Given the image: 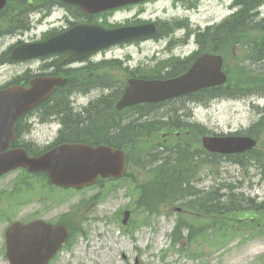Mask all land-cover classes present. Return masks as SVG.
I'll use <instances>...</instances> for the list:
<instances>
[{"label": "rangeland", "instance_id": "1", "mask_svg": "<svg viewBox=\"0 0 264 264\" xmlns=\"http://www.w3.org/2000/svg\"><path fill=\"white\" fill-rule=\"evenodd\" d=\"M15 3H12L10 7ZM230 4V2L221 0H202L197 3L196 8L204 11L203 17L193 16L191 21L199 22L201 20L203 23L219 21L232 12ZM33 5H27V9L32 8ZM163 7H171L173 10V6L165 2L161 5L150 4L146 11L140 14L143 20H154L158 16L160 18L158 21L166 23V29L162 28L163 37L143 45L118 47L97 56V60H102L104 63L115 60L120 63L109 64L103 73L114 78L117 83L124 81L128 76V72L123 73L124 69L136 77H148V75L157 73V68L160 66L167 67L173 63L178 65L180 61L185 60L183 58L194 52L196 47L193 39L189 41L188 46L182 45L184 42L182 35L188 32L187 29H182L176 35L180 39L179 41L165 34L169 27L174 28L179 24V21L164 20L171 19V15H162ZM22 8L21 4V10ZM196 8L192 7L191 10ZM132 14V11L126 12L116 15L114 18L110 17L107 21H129ZM23 15L25 16V14ZM30 18L31 30L21 31V38L28 41H31V38L47 37L50 35L48 33L54 30L53 28L60 31L68 24V21L64 19L57 22V15H50L46 18L42 15H33ZM19 23L21 26L24 24L22 15L21 19L1 17L0 55L14 42L6 34L11 33L12 37L19 35ZM180 25L182 26L183 22ZM256 36L258 35H251V37L244 35V40L249 42L255 40ZM171 38V43H174L171 51L162 55L163 60L158 66L154 64L147 66L151 64L147 59L155 50L167 46ZM207 48H210L209 45ZM127 57L129 60L126 61ZM53 60L55 59L50 62ZM229 69V76L232 78L234 69L232 66ZM49 71H56V69L51 68L44 61L24 63L21 66L6 64L0 69V87L18 81L20 74L22 78L29 74ZM98 96L97 92L89 95H77L76 100L81 107H86ZM109 97L108 94L106 98ZM252 103L262 108L264 107V98L244 99L243 97V99L237 100L225 98L212 101L207 105L202 103L189 105V112L192 113V116L188 118L173 117L171 122L179 120L192 123L194 128L188 131L192 136L195 135V132L200 131H204L206 135L236 133L247 129L258 119L251 107ZM178 105H184V102H178ZM45 108H58V106L50 104ZM169 109V107L158 108L155 109L154 114L161 119L165 118L164 122H168L166 111ZM125 114L131 115V112L127 111ZM123 123L127 125L130 121ZM56 132V129L48 130L47 127L37 125L31 129L30 136L34 142L45 146L54 140ZM176 132L177 129L163 126V131L159 136L134 147V151H130L128 178L121 183L105 184L102 189L64 192L50 186L41 177L24 179L21 176V182L14 191L17 192L18 199L21 200V221L29 222L33 219H41L51 222V220L70 213L78 223L79 229L84 232L74 240L71 248L64 251L54 264H264V213L254 214L257 203L262 202L264 198V182L259 181V177L254 172L248 171L249 174H247L245 168L239 169L235 165L227 163L230 161H225L217 170L219 175H190L194 177V185L201 190H211L216 188L215 185L221 187V185L235 184L233 187L235 190L229 196L234 204L233 209L241 206L245 210L240 213L221 215L216 224L213 223L214 218L212 217L199 218L195 212L194 214L185 213V207L180 201L173 206L162 208L158 207L156 202L146 207L147 202L140 200L138 188L154 182L159 177L156 168L151 167L152 164L149 160L156 155L157 149L164 147V144L170 148L178 140L177 137H164L165 134ZM180 139L187 138L182 135ZM263 143L258 144L259 149L263 148ZM147 153L152 157L145 156ZM260 158L263 160L261 153ZM18 178V176L9 177L8 180L2 182L0 187L12 193ZM197 182L200 183L197 184ZM240 192L246 195L245 197H249L245 199L246 201L254 198L253 209L250 210L251 212L247 211L251 214L246 212L250 207L246 208V206H242L243 203L239 204L243 202ZM225 193L224 190L220 191L221 195ZM97 194L103 195V198L91 201ZM180 208L183 209L182 212L177 211ZM127 210L130 211V215L127 223L123 225V213ZM18 214L19 210L14 213L9 212L8 218L0 217V264H8L3 256V234L9 222L13 221V218ZM248 219L252 220L248 221ZM179 221H182L184 226L182 232L179 230L183 241L180 245L171 244L168 235L179 224ZM201 223H205V226H202Z\"/></svg>", "mask_w": 264, "mask_h": 264}, {"label": "water", "instance_id": "2", "mask_svg": "<svg viewBox=\"0 0 264 264\" xmlns=\"http://www.w3.org/2000/svg\"><path fill=\"white\" fill-rule=\"evenodd\" d=\"M61 1L77 5L82 11L93 14L139 0ZM142 31L141 28L104 31L97 26H77L45 43L21 45L12 52V59L26 60L63 53L67 56L65 61L80 60L122 38L141 36ZM221 69L220 57L204 56L186 74L173 80H131L116 109L121 110L144 102H161L204 88L223 85L226 76ZM63 83L58 78H41L33 80L28 88L12 87L0 90V174L18 166L31 172L44 171L54 185L64 188L90 186L98 177L121 178L126 171V157L123 152L107 147L67 144L39 158L31 159L22 150L4 153L12 138V127L16 118L46 100ZM202 143L205 149L222 154L244 152L256 144L250 138H204ZM65 238L66 232L61 227L43 222L26 226L17 224L7 234L9 264H47Z\"/></svg>", "mask_w": 264, "mask_h": 264}, {"label": "trees", "instance_id": "3", "mask_svg": "<svg viewBox=\"0 0 264 264\" xmlns=\"http://www.w3.org/2000/svg\"><path fill=\"white\" fill-rule=\"evenodd\" d=\"M247 1V0H246ZM264 2V0H249V7L250 9L252 3L251 2ZM56 4L57 0H47L45 4ZM248 9L246 8L244 11L245 13L248 12ZM233 28L234 32H236L239 28L243 29L244 23L241 21L239 22L238 20L236 22H233ZM232 43L237 46H240L239 43V38L244 39V35L239 34V33H234L232 36ZM251 37V35H249ZM255 40L249 41V46H243L242 52H241V58H236L234 65H233V76L232 78L228 76V82L225 86L223 87H218L214 89H210L205 91L204 93H199L196 95H191L188 96L190 100H198L200 96H202V99H205L204 101L208 102L214 98H232V99H242L245 96H252V95H263L264 94V72L250 75L253 71H255L253 68L248 67L246 64V60H257V61H264V36L262 37H254ZM245 41V40H244ZM262 41V42H261ZM260 57V58H257ZM235 76V77H234ZM74 82L76 83L75 85L84 82L86 83V90L88 91L89 89H92L94 87L93 83L91 80L94 78L92 75L89 76V78L84 75V74H79L74 76ZM72 80H69L64 88H67ZM108 81V80H106ZM123 87L124 85L120 86L117 91L112 95L113 99L116 101L119 96L123 92ZM62 90V89H61ZM72 89L69 90L71 92ZM54 98V96H53ZM110 105H106L107 109L104 110L105 115L104 116H98L95 118L93 121L91 120V125L93 124H98L101 122H109V115L113 114V103H109ZM156 106H141L138 107L139 110H141L140 113H148L150 110H152ZM111 122V120H110ZM149 123V122H147ZM259 124L264 125V115L258 122ZM160 124V123H155L153 125ZM259 124H257L259 126ZM147 124H137L136 126L131 125L132 127H122L120 128V136H121V141L116 142L115 139H117V135H119V132L117 130H107L104 134V143L107 144L109 147H113L115 149H123L125 150L129 158L131 157L130 151L132 152V149L134 151V147H138L141 143L143 142H148L152 136H149L151 133L152 135L154 133L158 134L160 128L155 127L151 129H147L145 126ZM150 126V124H149ZM177 129H183L186 131L188 125L187 124H177L176 125ZM159 128V129H158ZM162 128V127H161ZM263 132V130H261ZM262 132H257V133H252L250 132V135L253 134L255 136H260ZM202 134L203 131H201ZM116 135V136H115ZM186 146V148L189 149H196L197 146L190 147ZM186 149V150H187ZM172 156L175 157V161L173 162L172 160L169 161V169H166L165 164H161L160 166L157 167V172L160 174V177L158 178V182L151 186L149 185V188H141L142 195L146 194V197L149 196V199L155 200L157 199V204L158 207L163 206L165 203L172 204L176 201H184L182 204L186 209H188L191 212H195L197 215L200 217H212L218 220V217L224 214H231V213H240L243 212L245 209H243L241 206H239L236 209L234 208V204H229L228 200L226 202H222L223 196L218 194L215 191L212 192H204L201 190H196L193 185L194 182V177L190 175H164V171L169 170L171 172H179L182 170V165L180 163L185 164L184 169L186 168L187 170L191 171L193 168H195V163L194 159L192 158L193 156H189L187 152L182 150L179 151H172ZM184 155H181V154ZM178 156L179 159L177 158ZM185 157L186 160L183 161L180 158ZM249 164L252 166L254 165L256 168L260 169L261 171L264 172V168H262V165L264 166V163L260 161V159L253 155L249 154ZM264 176V175H263ZM264 178V177H263ZM168 198L171 200L169 201ZM243 202H240L239 204L241 205L242 203L246 206V208H249L248 210H252L253 206L255 205L252 200H245L244 198L242 199ZM255 213H264V202L261 204L256 205V210H254ZM179 226L175 232V235L179 236L178 241L181 239L180 237V232H179ZM174 240H176L174 238ZM177 241V242H178Z\"/></svg>", "mask_w": 264, "mask_h": 264}, {"label": "flooded vegetation", "instance_id": "4", "mask_svg": "<svg viewBox=\"0 0 264 264\" xmlns=\"http://www.w3.org/2000/svg\"><path fill=\"white\" fill-rule=\"evenodd\" d=\"M202 0H146L143 1L141 5H136L134 6V16L130 19V22L128 21H123L121 22L120 25H118L117 27H132V26H139V25H145L150 23L151 21H143L141 16L139 15V8L141 6H143V8H145L147 5L153 4V5H161V4H165V2L170 3L173 8L175 9L176 6L178 5L181 9H189L191 10L192 7L196 8L195 6H197V3H200ZM222 2L225 0H221ZM237 1V0H236ZM231 2H233V0H231ZM244 2V1H242ZM148 3V4H146ZM253 3V2H252ZM259 2H254L253 4H258ZM145 4V5H144ZM253 4L251 5V8L253 6ZM249 5L247 4L246 8L248 9ZM131 7H124L122 9L116 10L115 13H119L120 11H124V10H129L131 9ZM18 17L21 19V0H18ZM249 10V9H248ZM168 11H172V16L171 19H164L166 21H179V24L176 25L175 27L177 29H188L189 31H191L192 33H190L189 36H194L193 42L194 45L196 47V49L194 50V52H192L191 54H189L188 56H186L185 60H182L179 62L178 65H176L177 63H173L167 67H162L160 66V68H157V74L159 75V77L161 78H166V79H171L174 77H177L183 73L186 72L187 68L191 65V63L197 59L198 57L202 56L203 54H216L215 51L218 47V33L221 34H231L233 32V26L232 23H229L228 25L223 27V22L228 21L231 17L234 16V14H229L225 17H223L220 20V24L219 21H213L210 22L209 24H206L204 27H201L200 25V21L199 22H193L192 17L193 16H197L199 17V14H192L191 11H189L188 15H179V12L177 10H168ZM174 11V12H173ZM252 16V21L253 23H256V21H260L262 19H264V10L261 11H255V12H251L250 13ZM239 18H242V21L244 22L245 19H248L249 17L243 15ZM86 21L89 22L90 24H94L93 22L98 21L99 19L95 16H86ZM181 22H183V25L181 26ZM153 25L155 26V34L153 36H147V37H142L138 40H136L137 45H143L145 43H148L152 40H154L158 35L162 34L161 29L165 28V24L166 23H162L160 21H158L157 19H154L153 21ZM114 24L113 26H111L110 28H117ZM170 28V27H169ZM206 31H210V36L209 38L203 37L202 34L203 32ZM180 33L179 30H176L174 34H172L171 36L174 37L177 41H179L180 39L176 37V35ZM186 35V33H184V35H182V37L184 38V36ZM197 35V38H195V36ZM172 42V40H171ZM168 43L167 46L165 45L163 48L159 49V51L161 52V55L159 56L161 59L162 55H164L165 53L171 51V47L174 46V43ZM19 44H21V37L18 41H15V43L13 45H10L7 50L9 49V52L16 46H18ZM190 43H187L185 40L183 42L182 45L184 46H188ZM210 45V49H207V46ZM55 60H58V64L59 66H61L60 61L62 60L59 58H56ZM186 62V64H181ZM9 64H13L15 62H11L9 60L8 62ZM53 66H55L54 64H52ZM13 66H21V63L19 64H13ZM147 66H152V65H147ZM158 66V65H155ZM56 67V66H55ZM65 68H63L65 71H72V70H78L75 69L73 66L70 65H64ZM145 67V66H143ZM42 73H37L35 75H39ZM44 74H50V75H58L57 71H49V72H45ZM32 77L34 76V74L31 75ZM23 78V77H22ZM26 78L23 79V81L21 82V74L19 75L18 78V84H27L25 81ZM90 104V102L88 103V105ZM95 115L98 116H104L105 112L104 109L103 110H90L89 108H85V107H81L79 104H76L73 108L70 109V118H69V124H63L62 123V113L59 111V109H50V110H46V109H42V108H38L35 110H32L30 112H28L27 114L23 115L22 117L19 118L18 122L15 125V129H14V136L15 138L12 140L11 144H10V148L11 149H21L24 148L28 151L29 154L35 155V154H40L41 150L46 149L47 147H51V146H56L55 144L59 143L61 141L60 139V134L61 131L63 130H77V131H83L85 137L87 138H96L98 137L99 139V135L97 132L100 131H105V130H117L119 132V135H115L117 138L120 136V125H121V116H117V118L115 119V123L113 125H105L102 123H98V124H93L91 125L90 121L94 120L97 117H94ZM92 116V117H91ZM53 120H58L60 122V129L57 130L56 135L54 140L50 143V144H46L45 146L43 145H39L36 142H34L32 140V138L29 137V135L27 134L32 128H35L37 125H41L42 127H47L48 130H52L50 123ZM97 143H99V141H97ZM94 144H96V142H94ZM34 146H38L35 150H32V148ZM50 150V149H49ZM206 155V154H205ZM22 173V174H21ZM5 176L0 177V185L2 184V182L8 180L7 178L9 177H13V176H18L19 178L17 179L16 183H15V188H13V192L10 193L7 190H4L3 188L0 187V217H5L8 218L9 217V212L14 213L17 210H19V214L15 216V218H13L14 220L9 222L8 226L6 227L3 237H4V242H3V247L5 246V234L7 229L9 228V226L15 222H21V200L18 199V194L16 196L17 192H14L16 187L18 186V184L21 182V175H26V178H30L32 177V175H45L42 173L39 174H29L26 171H21V169L19 170H15L12 172H9L7 174H4ZM96 199L95 197L93 198V200ZM62 218L58 217L56 218L54 221H52L51 223L53 224H61L63 225V223L60 221ZM9 220V219H8ZM72 225L74 227H76L78 225V223L76 221H74L72 223ZM65 226V225H64Z\"/></svg>", "mask_w": 264, "mask_h": 264}, {"label": "bare ground", "instance_id": "5", "mask_svg": "<svg viewBox=\"0 0 264 264\" xmlns=\"http://www.w3.org/2000/svg\"><path fill=\"white\" fill-rule=\"evenodd\" d=\"M244 15L247 16V17H249L248 19H245V20H244V24H245V25H247V24L253 22L252 19H251L252 16H251L250 12H246ZM233 29H234V28H233ZM74 86H75V85L71 83L67 88H63L62 90H60V92H61V93H68L70 89L74 88ZM178 159H179V158H178Z\"/></svg>", "mask_w": 264, "mask_h": 264}]
</instances>
